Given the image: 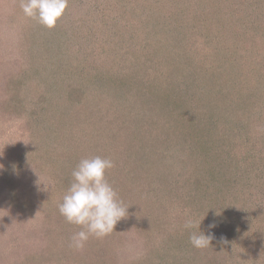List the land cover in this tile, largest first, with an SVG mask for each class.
I'll return each mask as SVG.
<instances>
[{
	"label": "trees",
	"instance_id": "16d2710c",
	"mask_svg": "<svg viewBox=\"0 0 264 264\" xmlns=\"http://www.w3.org/2000/svg\"><path fill=\"white\" fill-rule=\"evenodd\" d=\"M147 1L117 0L115 7L125 22L151 26L153 32L145 34L157 36V29H173L177 45L171 54L160 45L142 54L133 44L115 40L97 47L92 38L89 44L79 32L84 15L91 10L85 12L86 7L80 6L73 12L75 17L60 18L51 29L34 19L32 24L25 23L21 58L0 61V123L2 118L24 119V136L32 142L21 155L44 160L54 174L50 181L57 184L38 204L41 241L54 246L60 241L67 250L60 248L61 254L55 256L46 245L44 261L50 264L54 257L56 264H264V0H200L202 4L197 0L159 4L157 0L158 4L146 5ZM199 4L203 10L193 9ZM97 10L108 11L106 7ZM108 19L109 14L100 16L103 27L109 26ZM194 25L208 32L212 26L217 28L207 44L220 42V52L205 54L194 47ZM105 53L124 61L120 68L134 69L131 78L146 79L137 71L157 66L158 80L148 90L124 84L123 78L112 80L113 67L99 61ZM73 75L86 77L80 81L84 83L72 81ZM94 86L99 88L98 96ZM128 91L126 100L122 93ZM202 92L212 103L214 97L220 100L216 102L224 112L216 115L220 109L214 103V108L207 109ZM85 107L89 114H93L90 107L99 111L94 119L118 113L104 119L99 135L96 123L89 124L91 115L84 116ZM255 127L261 128L258 134L252 133ZM48 154L52 155L45 159ZM94 156L114 161L115 167L107 172L109 182L128 209L112 233L102 239L90 237L80 255L70 247L79 227L66 222L58 205L78 162ZM21 160L12 162L16 170L23 167ZM9 169L10 164L4 169L6 175ZM5 181L8 188L13 186L12 179ZM16 204L13 209L25 205ZM135 217H141L144 229ZM3 218L0 247L5 244L12 251L18 240L1 229L8 219ZM188 219L197 227L186 229ZM128 230L149 235V243L157 244L145 262L143 254L122 257ZM199 231L212 237L203 249L189 242L190 234ZM52 232L60 235L55 244L50 240ZM118 244L123 246L120 253ZM179 254L183 257L174 261ZM16 264H25V258L16 259Z\"/></svg>",
	"mask_w": 264,
	"mask_h": 264
},
{
	"label": "rangeland",
	"instance_id": "374dc122",
	"mask_svg": "<svg viewBox=\"0 0 264 264\" xmlns=\"http://www.w3.org/2000/svg\"><path fill=\"white\" fill-rule=\"evenodd\" d=\"M140 1L143 3V0ZM163 1L164 0H160L159 4L163 3ZM197 1L199 2L200 0ZM116 2L117 0H98V2L97 0H68L67 9L63 14L64 16L62 15L61 18L64 19L65 17H67L68 19L71 20V16L75 17L74 10L77 9L78 7L81 8L82 6H84L86 7L85 12L87 11V8L90 9L91 12L90 14L84 15V19L86 21L81 22L80 24L81 32L79 33H81L83 38L85 37V39H87L89 44H91L92 38L96 42L97 47L105 46V43H109V44L113 43L114 42L113 40H115L116 43L117 42L129 43V45L133 44V49L136 50V52L142 54L148 52L147 49L152 47V45H157V46L160 45L161 47H163L162 49L168 48L167 50H164V52H166L167 54H171L173 47L175 48V45H177V33H174L175 31L173 29L163 28L161 26L162 28L156 30L159 31L157 32L158 33L157 36L156 33L154 36L152 34H145L148 31L153 32L151 26H145L144 23L142 22H140L139 24L125 22L123 13L119 9H116L115 7ZM149 2L158 4L157 0H148L146 2V5H149ZM20 4H21V0H0V61L2 60L12 61L13 59H16L17 61L18 59L21 58L22 46L20 45V43L24 41L23 39L24 34L27 35V30H25V26H26L25 23H28L27 25L34 23L31 22V18H28L24 15L23 11L19 12L22 10ZM201 4H199V8L195 6L193 9L203 10ZM101 7H106L108 11L97 10V9H101ZM76 13L77 16H79V13L78 12ZM105 14H109L110 16V19H108V23H106V25L108 24L109 26L103 27L101 24L100 16H104ZM78 20L80 19L78 18ZM194 26L195 27H192V34H193L192 42L197 43L194 47H196L202 52H207L205 54H210V51L214 53H216V51L220 52V47H222L220 42L214 41L213 45L207 44V41H209L212 38H215L216 33H218L217 28L212 26L213 28L211 29L210 32H208L206 28L201 25L200 26L194 25ZM202 32L204 33V35H201ZM136 33L140 35L141 38L135 37L134 34L136 35ZM130 36H132L135 39H133L132 41L131 39L132 37ZM195 39L196 40L198 39V42L194 41ZM142 46L144 47L143 49ZM109 48L110 47H106L105 49H109ZM71 52H74L72 48H70V53ZM83 53L85 56L86 53L85 52ZM109 55L106 53L101 54L99 56V61L102 63L104 62L103 64H106L108 68L113 67L112 69H110L112 72L110 73V77L112 80L115 77H119L118 79L123 78L124 81L122 82L123 83L125 82L124 84L130 86L134 85V87L136 85H142L143 87H145L146 90L152 89L149 87L152 84H154V81L158 80L157 79L158 76L156 75V73L159 69L157 66L153 69L150 68L148 69L146 67L143 68L142 66V69L137 71L138 73H140L141 76L145 74L146 79L143 78V76L142 78L136 76L134 78H131L130 74L133 73L132 70L134 69L129 68L128 65H126L125 68H120V65L124 66V61L121 63L120 60L118 61L112 58L113 57L112 54ZM130 55H134V51L130 52ZM160 56L157 57H159L160 59L161 58ZM88 63H86V65ZM124 73H128V74H124ZM85 78L86 77L82 75L79 76L73 75L71 79H74L72 81L80 82ZM2 79L3 77L0 76V82H2ZM81 83L84 82H80L79 85H81ZM0 86H2L1 83ZM88 86H89V82L86 81L85 88L88 89L87 88ZM91 88L95 90L94 93H96L97 96L101 94L98 86H94ZM114 89L116 88L114 87ZM131 91L122 93L126 98V100L128 99V95H130ZM201 97L202 99H207V101L204 102L207 109L214 108L215 107L213 105L214 103L220 109V110L215 109L216 115L221 114L223 109L222 107L219 106V103H217L220 102V100L214 97V100H216L217 102L215 101L216 103L215 102L212 103L210 101V96L208 97V95L203 92ZM125 109L128 110L127 108ZM90 110L93 114H89L85 107L84 116L87 117L91 115V117L88 119L89 124H92L93 122L96 123L94 128L96 129V133L99 135H100V130H102L99 126L101 124H104V122L106 123L105 120L107 118L111 119L114 113L116 114V112L118 111L116 110L111 117L110 114L108 115L104 114L102 117L98 116L97 118L94 119V116L96 115V113H99V111H96L95 107L92 108L90 107ZM212 116L213 113L210 117ZM253 120H256V118H253ZM24 124H25L24 119H16V118L13 121L12 120L5 121V119L2 118V121L0 123V134H2L0 135V155H3L4 158L7 159L6 160L0 157V218L2 219V217H4L3 220L8 218L5 220V224L1 225V229L4 231V233L8 231L7 232L8 237L10 236L12 239L16 238L18 240L17 243L13 244L15 249H12V251L7 250L5 244L3 245V247H0V264H16V259H19L21 257L25 258V264H43V263L47 264V262L44 261V257H45L44 253L46 252L45 246L48 244L46 243L44 245V243L41 241L42 216H41V212L39 211L40 205L38 207V204L41 200L45 199L48 193L51 191V189L54 188V186L52 185L54 183L51 182L53 179L52 180L50 179V176L53 177L54 174L51 173L50 170L47 168L46 164L44 163V160L38 158L37 156H35L34 158L31 156L33 158L31 160L30 158H25L24 156L21 155V153H23L25 150L24 147H28L29 145H31L32 142L31 137L24 136V133H27L26 130L24 129ZM1 128L3 129L2 130L3 132L1 131ZM251 129L254 130V132L252 133L258 134L261 131V128H257V127ZM105 130L108 133L106 128ZM95 136L97 140V135ZM8 144L10 145L9 147L7 146ZM4 146L7 147V149H5ZM35 152L40 153L39 150H36ZM44 153L46 154L47 152ZM49 155L51 156L52 154H48L45 159H49ZM19 158H22L21 164L23 165V167L21 169L16 170V165L12 164V162H14L16 159L19 161ZM9 164H10V169L8 174L6 175L4 173V169ZM48 165L50 166L49 163ZM46 170H48L50 173H45ZM109 177L110 175L107 173L108 180ZM8 179L13 180L12 183L13 186L11 188H8V186H6L5 184L6 183L5 180ZM54 185L55 187H57L56 183ZM21 202H24L25 204L23 209L20 208L13 209V205L19 206L16 203H21ZM10 211L13 212V215ZM53 219L55 220L56 217ZM135 219L136 220L140 219L139 222L137 223L144 229V223L143 220H141V217H135ZM55 233L52 232V234L50 235V240H52L51 242L54 244L57 240L60 239V235ZM123 237L127 242L126 243L127 247L125 253H122V257L124 255L133 257L132 255L143 254L144 255L143 262H145L149 257H152L149 256L147 253L151 251L153 248H155L157 244L149 243V235L148 237L146 236V234L141 235L140 233V235H138L137 233L135 232L132 233L129 232L128 230V233L126 232V234H124ZM2 239L5 241L6 237L4 236ZM150 241H152V239H150ZM118 242L119 243L122 242L121 237L118 238ZM58 243H59L58 246L60 247L54 246L53 244L48 245V250L51 252L50 254H53L55 256L57 255L58 252L61 254V252L59 251L60 248L62 250H67L63 243H61L60 241ZM119 246L120 247L119 248L117 247V249L120 253L123 249V246L122 245ZM56 248L58 250H56ZM10 252H11V257H10ZM42 252L43 255L41 254ZM81 252H83V249L78 250V253L80 255H82ZM178 256L183 257V254L176 255L175 256L176 259L174 261L179 262ZM164 261L167 263L166 260ZM50 264H56V259L54 257L51 258Z\"/></svg>",
	"mask_w": 264,
	"mask_h": 264
},
{
	"label": "clouds",
	"instance_id": "9594fccd",
	"mask_svg": "<svg viewBox=\"0 0 264 264\" xmlns=\"http://www.w3.org/2000/svg\"><path fill=\"white\" fill-rule=\"evenodd\" d=\"M67 6L68 0H21L20 4L26 17L49 29L56 26ZM114 167L111 158L94 156L82 158L71 173L70 185L58 210L67 223L79 227L70 240V247L75 250L83 249L90 237L102 239L112 233L127 214L128 207L123 206L107 179V172ZM184 227L191 229L197 225L188 219ZM211 238L201 231L192 232L189 242L194 248L203 249L210 245Z\"/></svg>",
	"mask_w": 264,
	"mask_h": 264
}]
</instances>
